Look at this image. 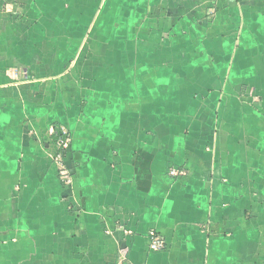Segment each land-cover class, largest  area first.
<instances>
[{
    "label": "clouds",
    "instance_id": "9594fccd",
    "mask_svg": "<svg viewBox=\"0 0 264 264\" xmlns=\"http://www.w3.org/2000/svg\"><path fill=\"white\" fill-rule=\"evenodd\" d=\"M0 264H264V0H0Z\"/></svg>",
    "mask_w": 264,
    "mask_h": 264
}]
</instances>
